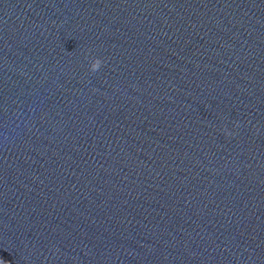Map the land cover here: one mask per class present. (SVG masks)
Instances as JSON below:
<instances>
[{
    "label": "water",
    "instance_id": "water-1",
    "mask_svg": "<svg viewBox=\"0 0 264 264\" xmlns=\"http://www.w3.org/2000/svg\"><path fill=\"white\" fill-rule=\"evenodd\" d=\"M0 264H264V0H0Z\"/></svg>",
    "mask_w": 264,
    "mask_h": 264
},
{
    "label": "clouds",
    "instance_id": "clouds-1",
    "mask_svg": "<svg viewBox=\"0 0 264 264\" xmlns=\"http://www.w3.org/2000/svg\"><path fill=\"white\" fill-rule=\"evenodd\" d=\"M102 66V60L99 58H94L91 61L90 69L92 72L98 71Z\"/></svg>",
    "mask_w": 264,
    "mask_h": 264
}]
</instances>
